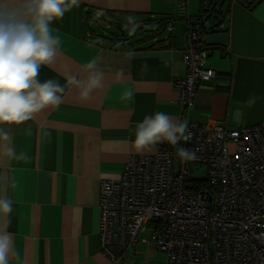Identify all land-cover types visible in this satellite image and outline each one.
I'll return each instance as SVG.
<instances>
[{"label":"crops","instance_id":"crops-1","mask_svg":"<svg viewBox=\"0 0 264 264\" xmlns=\"http://www.w3.org/2000/svg\"><path fill=\"white\" fill-rule=\"evenodd\" d=\"M194 4L189 0L181 16L178 0H79L51 23L60 45L55 62L41 66L40 82L63 86L71 76L86 82L84 66L95 61L102 87L85 100L81 88L68 85L59 107L20 125H0L10 136L0 137V199L12 203L10 214L0 212V234L12 239L9 264L166 263V254L147 242L148 231L117 262L100 246L101 181L119 180L131 155H154L160 148L137 153L136 125L158 111L177 122L227 129L264 123V0L230 2L219 31L205 39L204 67L215 76L199 85L189 110L179 106L177 83L188 73L186 19L196 14ZM132 19H172L166 28L171 34L139 45L138 37L121 48L116 35L101 31L102 22L111 29ZM252 96L256 103L249 106ZM7 147L27 160L5 155Z\"/></svg>","mask_w":264,"mask_h":264},{"label":"built area","instance_id":"built-area-1","mask_svg":"<svg viewBox=\"0 0 264 264\" xmlns=\"http://www.w3.org/2000/svg\"><path fill=\"white\" fill-rule=\"evenodd\" d=\"M189 0H178L185 16ZM179 80V106L189 110L202 82V33L189 27ZM183 147L196 158L181 163L176 149L160 143L154 155H131L119 180L100 184V246L117 262L150 231L148 243L166 254L165 264H264V123L227 129L188 124ZM204 165L213 194L191 187V164Z\"/></svg>","mask_w":264,"mask_h":264},{"label":"clouds","instance_id":"clouds-1","mask_svg":"<svg viewBox=\"0 0 264 264\" xmlns=\"http://www.w3.org/2000/svg\"><path fill=\"white\" fill-rule=\"evenodd\" d=\"M78 3L79 0H0V125H20L44 109L59 107L68 85L81 88L80 96L85 100L93 89L102 87L103 73L95 71V61L84 66L89 70L86 82L71 76L67 85L61 86L56 80L38 79L41 66H51L58 55L60 38L52 34L51 23L62 19ZM132 95L131 91L125 93L128 98ZM256 99L250 97L248 105H254ZM0 137L10 140L3 128ZM190 138L186 121L177 122L158 111L136 125L134 147L143 154L154 151L160 143L176 147L181 140L187 142ZM4 154L27 160L26 153L17 155L11 147ZM176 154L181 163L196 158L194 151L183 146L176 148ZM0 212L10 214L11 201L0 199ZM11 250V236L0 234V264H9Z\"/></svg>","mask_w":264,"mask_h":264},{"label":"trees","instance_id":"trees-1","mask_svg":"<svg viewBox=\"0 0 264 264\" xmlns=\"http://www.w3.org/2000/svg\"><path fill=\"white\" fill-rule=\"evenodd\" d=\"M233 0H231L230 2H232ZM258 1V0H256ZM230 4V3H229ZM230 5H228L226 8H224V4L222 3L221 7L218 8L216 3L213 1L211 3H208L207 0H200L199 3V15L196 17V19L193 17L192 18H187L186 17H181L186 19V22L188 23V29L189 27H193L196 28L197 30L200 31V33H202L203 36V40L200 44V49H207L208 47H210V44L207 42L206 38V34H208V30L206 28V25L201 23V20L204 19V17L207 20H212V26L210 28V32L211 33H217L220 29V27L223 25L224 20H225V14L228 10ZM187 14V13H186ZM186 16V15H185ZM165 21V23H164ZM148 22L150 24L154 23L157 24L161 29H166L168 23L172 22V19H164L162 22H159L157 20H148ZM163 23V24H162ZM148 29L146 30L144 36L138 41V45L139 44H144L147 41H150L152 39H154V37L152 36H146V34L148 33ZM217 45L213 46V49H215L214 47ZM128 47V46H127ZM127 47H121V48H127ZM190 184L192 186H186V188H195L197 190H199L201 193L205 192V193H209V194H213L214 192L212 191V188L210 187V183L209 180H190Z\"/></svg>","mask_w":264,"mask_h":264},{"label":"rangeland","instance_id":"rangeland-1","mask_svg":"<svg viewBox=\"0 0 264 264\" xmlns=\"http://www.w3.org/2000/svg\"><path fill=\"white\" fill-rule=\"evenodd\" d=\"M207 1H208V3H211V2L214 1L218 8H220L222 3H223L224 4V8H226L229 5L231 0H207ZM190 2L192 4H194L196 2L194 4V6L196 5V11L197 12H194L196 14L193 15V18L196 19V17L199 15V3H200V0H190ZM211 21H213V19L212 20H207L205 17H204L203 20H201V23L206 25V28H207V30L209 32L208 34H206V37L214 36L216 34L215 32L214 33L210 32V28H211L212 23H213ZM147 29H148L149 32L146 34V36H152L154 38H159V37L165 38V37H167V36H169L171 34L170 31H168L167 29H165V30L161 29L158 25H156L154 23L150 24ZM101 31L102 32H108V34H109L108 36H110V37L112 35L120 36V33L116 30L115 26H113L111 29H109L107 27V24L104 23V22H102V24H101ZM135 31H136V29H134L133 31H130L129 33L133 34ZM134 39H137V38H134ZM208 176H209L208 175V171H207V169H206V167L204 165L194 164V163L191 164V176L190 177H191L192 180H207ZM144 236L145 237H147V236L150 237V231H148L146 234H144Z\"/></svg>","mask_w":264,"mask_h":264},{"label":"water","instance_id":"water-1","mask_svg":"<svg viewBox=\"0 0 264 264\" xmlns=\"http://www.w3.org/2000/svg\"><path fill=\"white\" fill-rule=\"evenodd\" d=\"M149 25L150 23L148 21L137 22L132 19L125 24L116 26V30L120 33V36L117 38L116 42L117 46L123 47L128 41H130L134 37H143ZM134 29H136V31L131 34L130 37H124L128 32L133 31Z\"/></svg>","mask_w":264,"mask_h":264},{"label":"flooded vegetation","instance_id":"flooded-vegetation-1","mask_svg":"<svg viewBox=\"0 0 264 264\" xmlns=\"http://www.w3.org/2000/svg\"><path fill=\"white\" fill-rule=\"evenodd\" d=\"M137 33H138V31H137ZM131 34L132 33H127L124 37H130L131 36ZM117 38L119 37L118 35L116 36ZM134 38H138V37H134ZM134 38H132L130 41H128L127 43L129 44V43H131L132 41H134Z\"/></svg>","mask_w":264,"mask_h":264}]
</instances>
